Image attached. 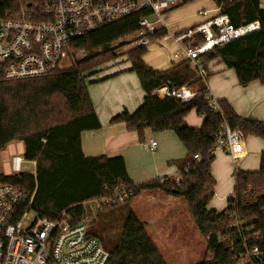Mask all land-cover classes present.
<instances>
[{"label":"trees","instance_id":"obj_1","mask_svg":"<svg viewBox=\"0 0 264 264\" xmlns=\"http://www.w3.org/2000/svg\"><path fill=\"white\" fill-rule=\"evenodd\" d=\"M193 1L183 0L175 8ZM213 1L218 12L227 14L233 25L259 20L261 27L204 54L202 64L206 67L219 58L235 69L241 84L254 80L264 83L262 0ZM5 4L0 0V16L5 14L2 10ZM149 14L146 10L138 12L85 34L77 46L86 54L74 59L68 69L13 81L5 80L0 74V150L20 140L25 145V159L37 161L36 179L26 171L0 173V182L25 190L28 199L36 189L32 208L39 216L55 219L67 211L78 221L87 215L85 201L112 193L116 187H130L134 197L144 191L160 189L186 199L199 231L207 239L210 257L195 264H238L244 245L257 246L264 254V151L258 171H235V196H229L224 211L208 208L216 186L211 172L216 134L227 123L233 128L239 127L245 137L253 135L264 139V122L243 118L226 99L217 101L218 109L212 106V100L206 97L207 90L197 87L202 77L191 61L174 62L168 69L157 70L143 59L148 47L129 49L130 70L138 75L146 95L134 112L125 109L111 120L125 122L129 130L140 134L145 128L173 131L186 147L190 161L188 168L180 173L179 184L168 176L135 184L122 156L88 157L82 150V133L101 127L87 88V76L116 57L119 47L116 43L135 32L139 19ZM215 14L212 12L209 16ZM164 33L160 31V35ZM162 85H188L197 88V94L189 102L160 98L153 92ZM193 109L204 116L199 128L186 122V116ZM134 197L108 208L130 203ZM107 250L111 254L108 264H168L145 222L133 211L127 217L119 240Z\"/></svg>","mask_w":264,"mask_h":264},{"label":"built area","instance_id":"obj_2","mask_svg":"<svg viewBox=\"0 0 264 264\" xmlns=\"http://www.w3.org/2000/svg\"><path fill=\"white\" fill-rule=\"evenodd\" d=\"M5 12L0 16V74L5 80H21L46 76L59 69L62 60L79 59L86 51L78 47L85 34L95 31L138 12L149 11L141 17L138 28L120 38L135 47H150L157 43H173L178 47L176 61L189 60L200 75L205 70L200 62L204 54L218 46L258 30L259 20L235 26L229 16L219 13L209 16L210 11H199L204 19L195 25L172 31L165 15L179 6L183 0H2ZM209 16V17H208ZM207 17V18H206ZM165 33L160 35V31ZM206 97L211 99L209 90ZM160 98H176L191 101L197 92L188 85L171 87L162 85L153 92ZM212 100V99H211ZM211 105L219 108L217 102ZM245 135L239 127L224 124L216 134L213 153L228 149L236 153ZM157 141L150 140L143 146L155 151ZM30 172L36 179V160ZM24 156L12 158V169L18 174ZM179 184L180 174L176 176ZM36 189L28 199L25 190L13 184L0 182V264H108L110 252L99 239L89 232L88 214L78 221L67 211L55 219L39 216L32 208ZM230 196H235L234 189ZM134 197L127 186L116 187L112 193L85 201L98 212L115 203H124ZM34 212L36 215L32 216ZM238 264H264V254L257 247L244 245L238 256Z\"/></svg>","mask_w":264,"mask_h":264},{"label":"crops","instance_id":"obj_3","mask_svg":"<svg viewBox=\"0 0 264 264\" xmlns=\"http://www.w3.org/2000/svg\"><path fill=\"white\" fill-rule=\"evenodd\" d=\"M262 6L264 7V0H262ZM203 8L209 10L210 13H217L218 10L213 0H206V5L198 8V15H196L198 19L195 21L187 24V22L184 23L186 21L185 17L172 19L170 15L176 8L165 15V21L172 31H177L203 20L204 17L199 13ZM155 45H158V43ZM167 45L173 46L172 58L168 59L169 62L166 60L163 63L149 64L143 56L144 61L157 70L168 69L174 62H181L174 59V53L179 50L177 45L173 43H168ZM200 65L205 70V75L198 74L202 77V80L206 81L204 89L209 90L213 101L217 102L221 99H226L243 118L264 122V83L254 80L247 84H241L235 69L228 67L219 58L210 61L206 67L201 60ZM138 79L135 76L130 78L132 82V98L127 94V98H125L126 88H120V91H122L119 93L121 98L114 97L111 93V88L108 87L95 90L94 96L89 93L101 122V127L82 133V150L88 157L100 155L107 157L122 156L128 174L135 184L158 178L162 179L167 176L176 177L180 172L188 168L190 161L187 157L186 147L173 131L157 132L151 128H145L140 134L138 131L129 130L125 122L114 123L111 121L116 114L125 109L132 113L143 104L146 94ZM192 89L197 90V88L193 87ZM186 122L191 127L199 128L204 122V116L198 113L196 109H193L186 116ZM150 140H156L158 143L155 151H150L143 146L144 142ZM236 150V153L228 149L216 152L214 161L211 164V172L216 179L214 197H219L222 202L226 200L234 189L235 171L237 169L244 171H258L260 169L261 156L264 151V139L253 135L247 136ZM155 191L157 190L144 191L142 193H150L149 196H151ZM165 195L166 197L161 199L154 198V202H160L164 205L168 203L167 205H169V200L173 199V195L168 193ZM134 198L130 203L133 202ZM221 201L218 204L220 207L223 205ZM157 213L152 212L148 221L143 222H145L146 228L153 239L155 238L154 233L160 236V239H158L161 240V243H159L161 250L158 248L164 259L167 261L168 258H175L178 255L181 258H186L190 252L196 249L195 241L193 238L186 237V235H179L175 241L170 236L165 235L160 227L162 224H159L158 221L159 212ZM162 227L166 230L163 225ZM169 241H174L171 247L169 246Z\"/></svg>","mask_w":264,"mask_h":264},{"label":"rangeland","instance_id":"obj_4","mask_svg":"<svg viewBox=\"0 0 264 264\" xmlns=\"http://www.w3.org/2000/svg\"><path fill=\"white\" fill-rule=\"evenodd\" d=\"M203 5H206V0H195L173 10L170 17L172 19L185 17L186 21L184 23L187 22L189 24L198 19L196 17L198 15V8ZM116 44L119 46L115 52L117 56L101 64L87 76V88L93 96L95 95V90L108 87L111 88V93L114 97L121 98V94L119 93L122 91H120V88H126L125 98H127V95L131 98L133 97L130 78L135 76L138 79V76L134 71L130 70L132 63L128 58L127 51L135 46L119 41ZM172 51V45L158 43V45H152L147 48L144 59L149 64L163 63L170 57L172 58ZM72 65L73 60L64 59L61 61L59 69H68ZM205 86L206 81L202 80L197 87L204 88ZM24 152L25 145L20 140L12 141L4 149L0 150V173L7 175L14 173L12 158L16 155L24 156ZM34 170L35 165L32 162L27 160V162L22 163V171L33 172ZM149 194L141 193L131 203L115 208H108L102 212L94 210L90 205L87 206V214L90 216L89 232L99 239L100 244L104 248L109 249L119 240L124 224L131 211H134L142 221H148L152 212H159L158 221L166 229L164 230L162 225H160L165 235L170 236L174 241L177 240L179 235H186V237L193 238L195 241L196 249L190 252L186 258H181L179 255L175 258H166L168 264H195L202 261L205 257H210V252L207 251V239L199 231L186 199L183 196L173 195V199L169 200V205H167L168 203L164 205L160 202H154V198L161 199L162 197H166V193L163 190L157 189L151 196ZM229 196L223 202L219 200V197H213L209 202L211 204H208V208L215 209L218 212L224 211L228 205ZM220 201L221 204L223 203L221 207L218 206ZM31 215L35 216L36 214L32 212ZM154 235L155 243L161 250V245L159 244L161 243V240H159L160 236H157L155 233ZM174 241H169L170 247ZM188 249L190 251V247Z\"/></svg>","mask_w":264,"mask_h":264}]
</instances>
